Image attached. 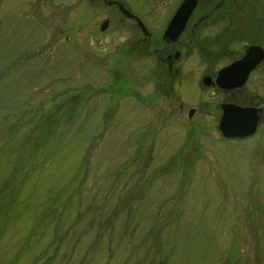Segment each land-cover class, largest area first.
I'll return each instance as SVG.
<instances>
[{"label":"rangeland","instance_id":"374dc122","mask_svg":"<svg viewBox=\"0 0 264 264\" xmlns=\"http://www.w3.org/2000/svg\"><path fill=\"white\" fill-rule=\"evenodd\" d=\"M117 1L151 33L180 2ZM137 29L101 0H0V264H264V116L226 138L181 90L166 106Z\"/></svg>","mask_w":264,"mask_h":264},{"label":"flooded vegetation","instance_id":"af4514ba","mask_svg":"<svg viewBox=\"0 0 264 264\" xmlns=\"http://www.w3.org/2000/svg\"><path fill=\"white\" fill-rule=\"evenodd\" d=\"M173 9L163 27L151 33L139 21L144 26L140 30L135 22L137 15L125 16L116 7L118 14L138 27L140 36H135L124 51L147 60L144 63L148 65L137 66V71H147L153 80L160 78L163 82H156V88L172 90L164 102L166 106H171L181 90L188 99L184 103L179 98L177 109L183 110L188 119L202 114L212 118L218 114L219 118L221 104L235 103L257 108L259 121L264 116V0H195L184 26L170 40L162 36V30ZM247 52L250 61L255 62L242 83L227 89L217 85V70ZM188 77L192 81L188 82Z\"/></svg>","mask_w":264,"mask_h":264},{"label":"water","instance_id":"95a60500","mask_svg":"<svg viewBox=\"0 0 264 264\" xmlns=\"http://www.w3.org/2000/svg\"><path fill=\"white\" fill-rule=\"evenodd\" d=\"M104 4H115L117 11L128 17L135 15L127 12L123 4L117 0H101ZM178 5L173 9V14L168 18L165 27L162 30V36H166L167 39H174L178 34V31L184 26L185 18L190 13L191 8L195 4V0H179ZM135 22L139 25L140 30H143L144 26L139 22L138 17L135 16ZM107 19H103L100 22L99 28L105 27ZM249 53L240 56L236 62H231L227 66L220 67L217 70L214 81L223 89H227L230 86H239L242 83L244 76L248 72L250 64L254 63L250 61ZM220 117L217 119V132L226 138L241 136H248L254 131V126L257 124L258 109L254 106L246 107L244 105H235V103L221 104Z\"/></svg>","mask_w":264,"mask_h":264},{"label":"trees","instance_id":"16d2710c","mask_svg":"<svg viewBox=\"0 0 264 264\" xmlns=\"http://www.w3.org/2000/svg\"><path fill=\"white\" fill-rule=\"evenodd\" d=\"M50 131H52V130H50ZM83 160V159H82ZM0 204H1V202H0ZM55 236V235H54ZM47 243H48V241H47ZM49 244L50 243H48V247H49ZM55 248H57V246H53V251H55L54 249ZM49 249V248H48ZM52 251V253H51V255H44L43 253L41 254V256L40 257H38L39 259H40V264H63V262L62 261H59L60 259H63V258H65V252L63 251L58 257H57V255H56V253L55 252H53ZM56 255V256H55ZM43 259V260H42ZM42 260V261H41ZM50 260V261H49Z\"/></svg>","mask_w":264,"mask_h":264}]
</instances>
